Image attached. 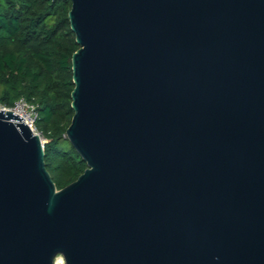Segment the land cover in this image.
<instances>
[{
	"label": "water",
	"instance_id": "95a60500",
	"mask_svg": "<svg viewBox=\"0 0 264 264\" xmlns=\"http://www.w3.org/2000/svg\"><path fill=\"white\" fill-rule=\"evenodd\" d=\"M70 2L86 168L0 108V264H264V0Z\"/></svg>",
	"mask_w": 264,
	"mask_h": 264
},
{
	"label": "trees",
	"instance_id": "16d2710c",
	"mask_svg": "<svg viewBox=\"0 0 264 264\" xmlns=\"http://www.w3.org/2000/svg\"><path fill=\"white\" fill-rule=\"evenodd\" d=\"M70 0H0V104L24 97L37 105L45 167L60 189L86 163L65 137L73 110Z\"/></svg>",
	"mask_w": 264,
	"mask_h": 264
},
{
	"label": "built area",
	"instance_id": "2783aa9c",
	"mask_svg": "<svg viewBox=\"0 0 264 264\" xmlns=\"http://www.w3.org/2000/svg\"><path fill=\"white\" fill-rule=\"evenodd\" d=\"M0 108L3 110H10L15 115H18L22 119V122L27 124L31 128L32 132L37 134L41 139V132L36 127L38 111L37 105L34 102H30L24 97H19L10 106L0 105Z\"/></svg>",
	"mask_w": 264,
	"mask_h": 264
},
{
	"label": "rangeland",
	"instance_id": "374dc122",
	"mask_svg": "<svg viewBox=\"0 0 264 264\" xmlns=\"http://www.w3.org/2000/svg\"><path fill=\"white\" fill-rule=\"evenodd\" d=\"M0 105H1V104H0ZM36 126H37V124H36ZM40 136H41V140H42L43 142H45L46 139H45V137L43 136L42 133H40ZM58 257H61V258L63 259V257L59 255V256H56V257L54 258V262L56 261V259H57ZM63 261H64V260H63Z\"/></svg>",
	"mask_w": 264,
	"mask_h": 264
},
{
	"label": "bare ground",
	"instance_id": "6f19581e",
	"mask_svg": "<svg viewBox=\"0 0 264 264\" xmlns=\"http://www.w3.org/2000/svg\"><path fill=\"white\" fill-rule=\"evenodd\" d=\"M54 264H64V261H63V259L61 257H58Z\"/></svg>",
	"mask_w": 264,
	"mask_h": 264
}]
</instances>
